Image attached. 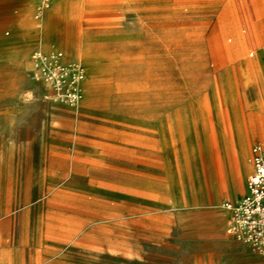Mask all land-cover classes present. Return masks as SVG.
Masks as SVG:
<instances>
[{
	"label": "rangeland",
	"instance_id": "374dc122",
	"mask_svg": "<svg viewBox=\"0 0 264 264\" xmlns=\"http://www.w3.org/2000/svg\"><path fill=\"white\" fill-rule=\"evenodd\" d=\"M78 2L106 56L78 55L85 79L106 71L96 78L109 83L93 93L85 81L83 97L70 94L72 73L40 63L33 53L45 49L15 31L25 12L27 32L42 28L51 5L36 18L35 0H0V264H206L207 210L225 209L244 180L228 188L225 158L215 174L205 151L193 160L202 126H221V111L200 110L213 104L214 69L235 66L242 81L227 45L247 36L253 58L264 0ZM57 77L60 89L46 84Z\"/></svg>",
	"mask_w": 264,
	"mask_h": 264
},
{
	"label": "crops",
	"instance_id": "0c3cea01",
	"mask_svg": "<svg viewBox=\"0 0 264 264\" xmlns=\"http://www.w3.org/2000/svg\"><path fill=\"white\" fill-rule=\"evenodd\" d=\"M78 1L65 0L66 7L63 8L62 1L57 0L46 12L42 28H32L28 32L24 29L28 12L22 13L15 17V31L19 34L24 33L26 42L35 40V43L45 50L54 48L63 51L67 60L76 58L73 60L82 61L79 56L88 57L93 47L98 56L106 59V56L98 50L102 43V37L94 35L90 29H85V25L76 17L81 8ZM123 18H127L126 12L123 14ZM28 19L33 23L29 17ZM258 25L261 29L255 32L252 38L253 42L258 45L255 55L251 53L253 58L245 56L247 36L244 39L234 40L231 45H227L232 48L231 58L242 59L239 65V75L242 81L237 84L233 82L237 76L235 66L222 65L214 69L212 71L213 76L210 78L214 93L213 104H206L200 110L201 116L205 115V112L211 114L212 111H221L222 118L218 120L221 126L217 123L202 126L206 137V146L201 148L197 144L193 148V152L199 154L198 157H193V160L197 163L204 162L202 153L205 151L214 174L216 161H223V158L229 163L228 167L225 168L228 175L231 174L232 166L238 157L244 159L245 167L247 165L245 179L244 176L242 178L244 180L242 187L235 192L233 199L224 200L222 204L226 201L234 202L243 195L247 176L252 169L249 162L251 147L257 142L264 144V22L255 23L251 26L256 27ZM218 42L225 45L223 39H219ZM104 72L106 71L91 72L86 77L85 81L92 85L90 90L93 93L100 89V84L104 88L109 86L107 81L99 82L96 78ZM242 90L244 91L241 93ZM218 96H223L224 102H215ZM252 134L257 135L259 140L255 141L248 150V143ZM160 135L162 136V131ZM215 186L218 192L217 182ZM223 189L219 188V190ZM76 190L82 191V188L78 187ZM68 191H70L69 181ZM172 192H177V189L173 187ZM179 204L181 201L176 203L175 207H178ZM213 207L214 209L207 210L212 217L211 228L213 233L211 241L207 244L208 260L206 264H264V255L251 251L248 245L239 240L233 233L231 211L224 206L225 209L214 205ZM69 224L70 221L67 224L68 227H64L63 234H68L67 238L70 240ZM51 256L53 255L50 254L48 258Z\"/></svg>",
	"mask_w": 264,
	"mask_h": 264
},
{
	"label": "built area",
	"instance_id": "2783aa9c",
	"mask_svg": "<svg viewBox=\"0 0 264 264\" xmlns=\"http://www.w3.org/2000/svg\"><path fill=\"white\" fill-rule=\"evenodd\" d=\"M37 5L36 18L48 8L54 0H35ZM42 62L51 61L53 65L72 73L73 83L76 84L71 90L72 96H79V83L85 77V68L77 60L67 61L60 65L63 58L61 50L53 49L49 55L41 51L33 53ZM57 75V72L55 73ZM52 79V78H49ZM53 80V79H52ZM55 86L60 89V81L57 77L53 80ZM57 81V82H56ZM78 84V85H77ZM249 162L252 166L245 185V192L236 201H226L222 205L231 211L233 219V233L236 237L248 245L251 251L264 255V144L257 142L251 147Z\"/></svg>",
	"mask_w": 264,
	"mask_h": 264
},
{
	"label": "bare ground",
	"instance_id": "6f19581e",
	"mask_svg": "<svg viewBox=\"0 0 264 264\" xmlns=\"http://www.w3.org/2000/svg\"><path fill=\"white\" fill-rule=\"evenodd\" d=\"M50 7V6H49ZM48 7V8H49ZM46 10V9H45ZM43 13H44V11H43ZM54 48H51V49H49V50H45L47 53H46V55H49L50 54V52L53 50ZM35 52H38V50H36V51H34V53ZM62 53H63V51H62ZM68 60L65 58V54L63 53V58L60 60V65H63L64 63H66ZM77 61H79V60H77ZM80 62V61H79ZM82 65H83V63L82 62H80ZM84 66V65H83ZM85 68V67H84ZM85 74H86V71H85ZM84 83H85V77H84V79L82 80V81H80V83H79V95L81 96V97H83L84 96V92H85V87H84ZM46 84L48 85V86H50L51 88L54 86V81L52 80V79H49V80H47V82H46ZM56 85V84H55ZM56 88H58V86L56 87ZM80 97V98H81ZM264 129V128H263ZM263 132H264V130H263ZM239 152V151H238ZM242 161V158H240V157H238L237 158V160H236V164H237V167L235 168V166H234V168H233V170L231 171V174L230 175H228L227 173H226V170L224 171V173H225V179L227 180V186H228V188L230 187V185L231 184H234V183H238V181H241L242 180V175H243V169L241 168V166H240V163H242L241 162Z\"/></svg>",
	"mask_w": 264,
	"mask_h": 264
}]
</instances>
